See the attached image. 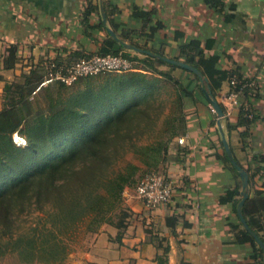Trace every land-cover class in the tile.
<instances>
[{
  "label": "trees",
  "instance_id": "obj_1",
  "mask_svg": "<svg viewBox=\"0 0 264 264\" xmlns=\"http://www.w3.org/2000/svg\"><path fill=\"white\" fill-rule=\"evenodd\" d=\"M93 1L89 0L81 15V26L84 37L96 44L98 51L75 52L70 59L59 54L42 61L29 74L22 75L19 81L7 87L11 88L7 107L0 111V259L15 253L26 238L33 237L40 263L63 264L70 251L66 239L76 235L80 224L90 219L87 231L91 233H96L104 224H114L113 217L122 209L125 189L137 187L145 176L160 173V169L165 172L176 137L188 134L186 99H191L195 107L199 103L209 105L205 93L216 99L223 85H227L226 93L242 91L247 105L243 103L237 108L236 124L229 120L228 130L231 136L236 133L239 151L247 153L245 157L249 158L250 130L258 119L252 107L253 87H249L254 80L237 71L222 69L220 55L209 50L208 43L204 46L198 40H189L179 45L174 54L173 51L167 52L165 43L157 46L151 40L149 46L135 41L133 38L137 32L119 20L121 12L117 7L105 1L106 25L98 4ZM203 1L218 13L225 8L222 0ZM133 18L143 22L141 37L153 38L156 29L160 28V25L158 28L152 25V12L133 8ZM100 33H105L102 40L98 37ZM122 42L144 51V58L133 56ZM7 53L5 66L13 69L19 61L17 48L11 46ZM95 55H123L141 71L125 72L106 80L105 86L98 90L88 89L69 95H64L66 85L60 82L48 84L61 86L54 93L43 85L51 72ZM164 58L193 66L204 80ZM164 66L169 67L168 72L159 69ZM176 70L181 71L179 78L172 76ZM162 79L176 89V98L171 102L173 111L168 114H165L164 102L156 105ZM233 79L237 81L236 86L231 85ZM44 89L49 92L46 109L34 102ZM221 107L226 113L225 107ZM146 133H150L154 141L140 145L138 137ZM15 135L25 138L27 146H17ZM230 148L237 165L243 169L236 147L230 144ZM127 154H132L139 164H120ZM224 160L230 165L227 169L233 174L235 184L220 202L233 204L239 221L237 225L231 224L236 242L251 245L252 264H264L262 248L238 216L242 187L240 172L230 163L226 152ZM246 161L250 166L246 170L249 187L253 189L256 177L264 179V155L257 154ZM33 212H43L44 217L26 231L20 217ZM243 217L264 243L263 190H255L254 197L246 201ZM124 221L123 218L116 225L121 228ZM159 262L162 264L163 260Z\"/></svg>",
  "mask_w": 264,
  "mask_h": 264
},
{
  "label": "crops",
  "instance_id": "obj_2",
  "mask_svg": "<svg viewBox=\"0 0 264 264\" xmlns=\"http://www.w3.org/2000/svg\"><path fill=\"white\" fill-rule=\"evenodd\" d=\"M79 1L0 0V97L44 60L98 51L89 39L74 42L79 28L69 23L77 18L81 26L89 2ZM105 1L117 7L119 20L137 32L135 41L149 46L151 40L157 46L165 43L167 52L174 54L189 40L208 43L209 50L220 55L222 69L257 82L259 94L252 107L259 123L250 130L249 152L264 155V0H222L221 13L209 9L203 0H94L102 18ZM133 8L152 12V25H160L153 38L139 35L143 22L133 18ZM98 37L102 40L105 33ZM11 46L17 48L19 61L7 69L4 60ZM226 90L223 85L219 93ZM198 112L201 117L190 121L185 145L173 142L171 161L165 166L175 186L172 201L148 211L140 200H131L123 227L116 222L102 225L84 249L69 255L66 264H161L160 259L162 264H252L251 245L238 244L231 229V224L239 223L233 204L220 202L234 188V176L216 155L219 152L209 149L212 117L208 108L203 105ZM233 116L237 121L236 110ZM255 190L264 191V179L255 178L250 198Z\"/></svg>",
  "mask_w": 264,
  "mask_h": 264
},
{
  "label": "rangeland",
  "instance_id": "obj_3",
  "mask_svg": "<svg viewBox=\"0 0 264 264\" xmlns=\"http://www.w3.org/2000/svg\"><path fill=\"white\" fill-rule=\"evenodd\" d=\"M78 3L82 4L81 1H79ZM78 9H81V6L78 7ZM75 12L77 14L78 10H76ZM69 25H72V26L75 25L79 28V30L76 33L77 35L76 34L74 35V38L76 39V41H74V42L76 44L78 41L80 42L83 40H87L84 37V35L81 33L83 28H82V26L79 25L77 18L74 20V22L71 20ZM92 45H94V43H92ZM91 48H93V47H91ZM141 58H144V57L141 56ZM139 68H141V67H139ZM159 69L164 71V72H168L169 67L164 66V67H160ZM140 71L141 70H138L136 67H134L133 71H131V72H140ZM124 74L125 73L109 72V73H104V74H100L97 76H93V77L85 79V80H81V81H79L73 85H70V86L66 85L63 87L64 95H69L72 92H86V91H88V89L89 90H92V89L98 90L100 87L105 86L106 80L112 79L114 77H119V76H122ZM180 75H181V71H179V70L172 72V76H174V78H179ZM19 80H20V78L16 79L15 82H17ZM253 83H254V85H253V88L251 90L252 104L255 103L256 98L259 94V89H258L259 87L257 85V82L254 81ZM47 87H48V89H50V93H54L61 86H58V84H50V85L47 84V85H45V88H47ZM9 89H6L5 91L2 92V95L0 97V110H4L7 107V101H8V97L10 95L11 88H9ZM157 93L158 94H157V98H156L157 99L156 105L160 102H164L166 104L165 114H168L171 111H173V106H172L171 102L174 101L176 98L175 87L171 83L162 79V82L159 83V85H158ZM48 94H49V92L45 91V89L42 90L40 93L37 94V96L35 95L36 100L34 102H36L41 108L46 109L49 106L48 100L46 98ZM226 94H227L226 92L218 93V97L216 98V100L222 106H224L226 109L225 118L222 120L223 133L225 135V138H226L229 146H230V144H233L234 147H236L235 149L237 150L239 160L241 162V165L243 166V169H241V170L246 171L250 168V166H248L246 160L252 159L253 155L251 152H248L249 158H246L245 156L247 155V153L244 154V153H241L239 151L240 147H239V145H237L238 144V138H237L236 133H234L233 136H231L229 133L228 122L230 120L233 124H236V121L235 120L233 121V118H234L233 114H234V111L237 110V108L233 109L232 111L229 110V103H228V101H225L223 98V96H225ZM186 103L187 104L185 105V111L187 110L186 112L188 114L189 123L193 119V117H195V116L201 117L199 115L198 109L200 107H202L203 104L199 103L194 107L193 101L191 99L190 100L186 99ZM243 103H245L247 105L246 98L242 94L240 106ZM204 106L206 108H208V111L210 112L211 117H212V126H211V131L209 132L210 134L208 137V139H209L208 140L209 141L208 146L210 147L209 149L212 150V152L218 151L219 153L216 155L220 156V158L224 164V167L230 168L229 163L224 160V152H226V151H225V147H224V144L222 141L223 139H222L221 132L217 127L218 115L215 113L211 104H209V105L206 104ZM194 109H197V111H194ZM257 122H258V119L253 124L252 128L254 127V125ZM242 130H244V129H242ZM181 137H183L185 139V136L180 135V136L176 137L175 140H178ZM138 138H140V139H138V143L140 145H144V144L146 145V144L154 141V137H152L150 133H148V134L146 133L144 136H140ZM22 141L25 143H23ZM14 142L17 146H22V147H26L28 144L25 138H22L18 135L14 136ZM215 153H213V154H215ZM229 161H230V159H229ZM125 162H133L135 164H139L138 161L132 157V154H127L124 157V162H120V164L125 165ZM230 163H231V161H230ZM141 167H142V165H141ZM160 173L164 174L165 172L162 169H160ZM240 180L242 182V187H243V181H242V179H240ZM242 187H241V191H242ZM135 191H136V187L131 188V189H129V188L125 189L124 194H123L122 209L119 210L116 213V215L113 217L114 222L117 223L120 220H122L123 218L126 220V218L130 216L129 212L127 211V206H129L131 200H138L136 197ZM248 192H252V189L250 188L248 190ZM241 200H242V195H241ZM241 200H240V202H241ZM43 217H44L43 212H33L31 214L25 213L23 216L20 217L21 218L20 223L25 228V230L28 231L30 226H33V227L36 226L39 223L40 219ZM89 222H90V219H88L84 223L80 224L79 230L76 233V235H74L72 239H66V242L69 245V250H70L69 255H71V253H73V252H78V251L84 249L85 246L87 245V241L90 240L94 236V233L87 231V225ZM69 255L67 258H69ZM66 261L63 264H66ZM0 264H42L39 262V251H38L36 239L33 237L26 238L24 240V242L19 246L18 250L15 253L9 254L6 257L0 259Z\"/></svg>",
  "mask_w": 264,
  "mask_h": 264
},
{
  "label": "built area",
  "instance_id": "obj_4",
  "mask_svg": "<svg viewBox=\"0 0 264 264\" xmlns=\"http://www.w3.org/2000/svg\"><path fill=\"white\" fill-rule=\"evenodd\" d=\"M134 62L125 58L123 55H95L88 59H81L68 66L59 68L51 72L49 79L43 84L60 82L70 86L78 80L97 76L104 73L116 72L125 73L133 71ZM232 86L237 85V81H231ZM250 84L249 87H253ZM243 89V88H242ZM242 91H233L223 96L229 103V110L240 107ZM231 114V113H230ZM179 145L185 144L183 137L178 139ZM136 197L142 202L148 211H155L162 206L169 204L175 192L173 181L164 174L153 173L145 176L136 187Z\"/></svg>",
  "mask_w": 264,
  "mask_h": 264
},
{
  "label": "water",
  "instance_id": "obj_5",
  "mask_svg": "<svg viewBox=\"0 0 264 264\" xmlns=\"http://www.w3.org/2000/svg\"><path fill=\"white\" fill-rule=\"evenodd\" d=\"M103 15V20H104V23L107 25V19H106V16L104 14V12L102 13ZM109 30V33L111 34V36L114 38V39H117V36L115 35V33L111 30V29H108ZM124 48L127 50V51H136L138 53H145L144 51L140 50V49H137L133 46H131L130 44L128 43H125V42H122L121 43ZM148 54L150 55H153L151 53L148 52ZM164 60L168 63H171L173 65H176L178 67H181L183 69H186L188 71H191V72H194L195 74H197L201 80H204L203 78V75L196 69L194 68L193 66L191 65H188L184 62H179V61H175V60H172V59H169V58H164ZM206 81H208L207 79H205ZM206 95V98L209 100L210 104L212 105V108L214 109L215 113L218 115V121H217V127L218 129L220 130L221 132V135H222V141H223V144H224V147H225V151L231 161V163L239 170L240 172V176H241V179L243 181V187H242V200L241 202L239 203L238 205V216L243 224V226L245 227V229L251 234V236L256 240V242L259 244V246L262 248L263 250V253H264V243L263 241L250 229V227L247 225L244 217H243V208H244V205L246 203V201L249 199V193H248V190H249V175L246 171H243L239 168V166L237 165L236 161H235V158L233 156V153L231 151V148L225 138V135L223 133V128H222V120L225 118V113L221 107V104L215 99V98H212L209 94L205 93Z\"/></svg>",
  "mask_w": 264,
  "mask_h": 264
},
{
  "label": "bare ground",
  "instance_id": "obj_6",
  "mask_svg": "<svg viewBox=\"0 0 264 264\" xmlns=\"http://www.w3.org/2000/svg\"><path fill=\"white\" fill-rule=\"evenodd\" d=\"M22 142H23V141H22ZM23 143H25V142H23ZM23 143H22V144H23Z\"/></svg>",
  "mask_w": 264,
  "mask_h": 264
}]
</instances>
